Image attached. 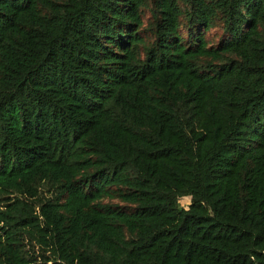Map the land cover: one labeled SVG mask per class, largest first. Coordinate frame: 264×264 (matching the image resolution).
Masks as SVG:
<instances>
[{"label":"trees","instance_id":"trees-1","mask_svg":"<svg viewBox=\"0 0 264 264\" xmlns=\"http://www.w3.org/2000/svg\"><path fill=\"white\" fill-rule=\"evenodd\" d=\"M0 264H264V0H0Z\"/></svg>","mask_w":264,"mask_h":264},{"label":"rangeland","instance_id":"rangeland-1","mask_svg":"<svg viewBox=\"0 0 264 264\" xmlns=\"http://www.w3.org/2000/svg\"><path fill=\"white\" fill-rule=\"evenodd\" d=\"M213 34H216V32H213ZM180 204L182 207H184L185 209H188L190 204H191V198L190 197H185V198H182L180 200Z\"/></svg>","mask_w":264,"mask_h":264}]
</instances>
